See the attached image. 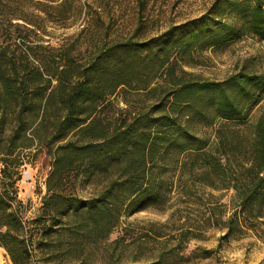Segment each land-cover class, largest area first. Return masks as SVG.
I'll list each match as a JSON object with an SVG mask.
<instances>
[{
	"label": "trees",
	"instance_id": "1",
	"mask_svg": "<svg viewBox=\"0 0 264 264\" xmlns=\"http://www.w3.org/2000/svg\"><path fill=\"white\" fill-rule=\"evenodd\" d=\"M42 1L48 0H0V16L10 27L18 26L13 21L35 26L29 10L47 6ZM70 1L50 7L61 15ZM202 1L194 17L138 39L144 36L146 2L136 0L133 30L97 47L84 64L75 63L67 49L44 58L28 46L16 52L10 45L0 48V247L12 264H27L32 244L16 200L20 179H10L11 170L20 177L24 148L17 151L16 166L8 157L16 140L36 134L42 152L52 157L43 216L53 226L70 213L84 212L96 224L114 217L110 229L122 214L165 206L170 186L165 173L172 169L179 202L194 206L198 222L221 232L219 246L245 237L264 244V72L241 68L220 81L203 80L177 74L172 61L244 37L264 43V0ZM82 11L91 13L106 37L111 10L84 6ZM126 89L149 97L151 105L105 123L109 98ZM74 171L85 181H112L89 200L63 196L61 186ZM149 234L157 249L143 264H170L203 230L183 227L163 242V236Z\"/></svg>",
	"mask_w": 264,
	"mask_h": 264
},
{
	"label": "rangeland",
	"instance_id": "2",
	"mask_svg": "<svg viewBox=\"0 0 264 264\" xmlns=\"http://www.w3.org/2000/svg\"><path fill=\"white\" fill-rule=\"evenodd\" d=\"M31 8L35 26L25 25L22 21H13L18 26L10 27L0 16V48L9 46V51L32 48L35 55L48 58L58 57L62 51L69 50L75 63L84 64L88 56L102 44L120 40L122 35L133 30L137 23L136 0H72L66 12L57 15L51 7L56 3ZM143 37L155 35L170 23H179L194 17L203 9L202 0H144ZM51 6V7H50ZM89 6L97 9L107 7L113 15L107 26L106 37L99 32L91 13L83 14L82 8ZM76 7V8H75ZM30 14V15H31ZM180 54V53H179ZM177 64L176 73L183 71L203 80L220 81L241 68L246 71L264 72V43L250 37L230 42L218 47L183 53L172 59ZM124 98V99H123ZM110 104L104 108L105 123L111 124L117 116L135 115L145 111L151 105V99L126 89L110 97ZM124 102V103H123ZM122 109L128 110L127 113ZM37 134L29 135L15 142L13 155L8 157L10 165L17 164V151L24 148L23 156L31 161V183L18 181L15 190L16 200L28 239L27 264H143L154 255L156 241L152 235L163 236L183 227L203 230V234L184 244L182 258L171 259L170 264H260L264 262V244L253 237L232 238L220 244L221 232L208 224L198 222L194 206L183 205L178 198L177 176L169 175V191L165 206L147 205L133 214H122L116 226L114 217L109 222L96 224L84 212L70 213L53 226L52 221L43 216V198L47 191L45 183L51 171V154L43 151ZM37 144V145H36ZM43 146V145H42ZM47 153V149L45 150ZM22 152V151H21ZM34 155V158H33ZM2 165L0 164V170ZM77 171V170H76ZM10 179H20L16 171L11 170ZM74 171L70 180L63 182V196H73L89 200L98 196L112 179H91L85 181ZM76 177L74 178V176ZM182 201V200H181ZM18 204L15 203V209ZM40 219V220H39ZM39 221V222H38ZM58 233H57V232ZM44 233H46L44 235ZM44 235V236H43ZM169 240V239H167ZM173 243L172 241H169ZM194 253V255L192 254ZM21 258V256H20ZM0 264H12L6 251L0 247Z\"/></svg>",
	"mask_w": 264,
	"mask_h": 264
},
{
	"label": "built area",
	"instance_id": "3",
	"mask_svg": "<svg viewBox=\"0 0 264 264\" xmlns=\"http://www.w3.org/2000/svg\"><path fill=\"white\" fill-rule=\"evenodd\" d=\"M23 158V157H22ZM30 168H31V163L27 162L23 158V164L20 167V181L25 182L27 184H30L32 181V177L30 176Z\"/></svg>",
	"mask_w": 264,
	"mask_h": 264
}]
</instances>
